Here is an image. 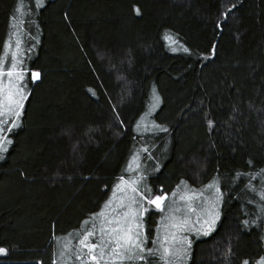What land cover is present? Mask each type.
Here are the masks:
<instances>
[{"label":"trees","instance_id":"obj_1","mask_svg":"<svg viewBox=\"0 0 264 264\" xmlns=\"http://www.w3.org/2000/svg\"><path fill=\"white\" fill-rule=\"evenodd\" d=\"M225 2L0 0V69L28 51L23 108L0 133V264H62L58 240H76L134 162L138 188L167 203L223 193L183 264L264 256V0H233L224 21ZM166 210L146 215L151 247Z\"/></svg>","mask_w":264,"mask_h":264},{"label":"rangeland","instance_id":"obj_2","mask_svg":"<svg viewBox=\"0 0 264 264\" xmlns=\"http://www.w3.org/2000/svg\"><path fill=\"white\" fill-rule=\"evenodd\" d=\"M21 50V47H20ZM15 52L13 59L17 64V70H14L11 75L8 73L7 67L0 72V109L4 110V114L0 116V120H3V128L9 129L14 122V115L7 111L10 104V97L12 100L19 99L23 94L26 97V89L23 87L22 81L18 78L20 73V67H24L27 61L28 51L21 50V52ZM30 52V50H29ZM23 59V60H22ZM10 65V64H9ZM23 75L26 76V71H23ZM28 75V72H27ZM27 78V76H26ZM21 81V83H20ZM25 99L23 100L24 104ZM14 106V105H13ZM23 108V107H22ZM21 108V109H22ZM21 109L19 111H21ZM1 126V125H0ZM128 176L122 177L117 182V186L111 195V198L104 206L100 213L93 215L87 223H84L83 228L77 232V238L70 236V238L59 239V260L62 259V264H134L138 260H128L126 258L118 257L116 253L123 252L125 256L129 255V241L125 238V230H129V234H140L139 241H132L133 244L142 242L145 246V253L147 248L159 250V253H163L166 248H170L175 251L181 245H184L186 237L191 240V245L188 248L186 256L188 259L191 251L194 238L205 235L216 226L217 222V205L220 202L215 199L216 194H190L186 188L175 193L176 197L167 203L169 199L163 193L157 195H163L162 206L156 208L154 205L144 203L138 193H134L133 188L140 186L141 177L137 171L136 162L132 163L128 167ZM145 194L150 198L154 197L150 195L151 189H142ZM148 190V193L146 191ZM155 195V196H157ZM174 197V194H172ZM171 196V197H172ZM133 199L136 203H133ZM168 204V205H167ZM165 219L163 223L159 225L156 241H159V245L156 248L151 247L152 243L147 241L146 230V215L150 209H158L162 212L165 210ZM142 208H147V211H142ZM127 213V215H125ZM214 221L212 227L209 228L204 222ZM103 222V223H102ZM181 224V227H177V224ZM95 224L96 228L92 225ZM138 225V227H137ZM103 227V248L101 249V228ZM115 228V231H113ZM88 230H92L96 233L94 236L88 237L86 243H96L97 248L93 249L91 254L97 257L96 260H92L89 255V249L80 244V240L84 238V233ZM155 228L153 229V236L155 234ZM155 237V236H154ZM117 241L122 247H117ZM67 245V247H65ZM134 251V250H133ZM147 252V251H146ZM103 253V254H102ZM171 258V257H168ZM185 259L182 260L181 264ZM74 262V263H72Z\"/></svg>","mask_w":264,"mask_h":264},{"label":"snow or ice","instance_id":"obj_3","mask_svg":"<svg viewBox=\"0 0 264 264\" xmlns=\"http://www.w3.org/2000/svg\"><path fill=\"white\" fill-rule=\"evenodd\" d=\"M37 5H42L44 3V0H36ZM23 3H21V7H23ZM237 8V2H233V0H226L225 4H224V10L221 12V16L223 18L224 21H226L229 16L231 15L232 11L234 9ZM134 12L139 15L141 13V9L139 6H134ZM13 19H15V17H13ZM223 27V23L218 20L217 22V28L220 29ZM168 39L172 40L173 43H176L177 41L175 40V38L173 37H168ZM173 51H177L179 49L173 48ZM184 52H188L190 53L191 50L189 48H187L186 46L183 48ZM204 56L205 59H208L209 57H215L216 55V45L213 44L209 50V52L207 54H201ZM17 70V65L16 63H13L11 65V68L8 69V73L9 75H11V73ZM20 75H19V79L23 80V71L24 69L21 68L18 70ZM0 72H2V69H0ZM32 79L33 80H38L41 79V73L39 71H32ZM95 94V93H93ZM26 97L22 94L20 96L19 99L16 100H12V98L10 97V104L7 108V111L11 114H13L17 119L20 116V109L23 107V100ZM155 99L157 100V102L159 101V97H155ZM14 105V106H13ZM236 111H239V109H236ZM4 114V110L0 109V116H2ZM208 114L206 113V116ZM233 119H235V117H233ZM4 121L0 120V125H3ZM122 123V121H121ZM207 123L210 126H213L215 124V121L213 119H208ZM137 127H139V125H137ZM157 127H159V125H157ZM7 129L3 128L2 126H0V133L6 131ZM68 134H71L70 131H68ZM11 143V140L8 139V137L6 136H0V159H4V153H6L8 151L7 145ZM249 163H251V161H249ZM259 174H264V169L260 170ZM239 176V174H237ZM248 175H251V173H249ZM122 179V178H121ZM216 181L214 180L211 184L207 185L208 188H216ZM249 185L251 186V182L249 181ZM253 190H255L253 188ZM134 193H138L139 196L141 197L142 201L144 203H147L149 205H154L156 208H160L162 206V201L164 199L163 195H157L154 197H149L148 195L145 194L144 191H141L139 188H133L132 190ZM216 197L215 199L217 201H219L223 195L222 192H220V190L218 188H216ZM261 197H264V191L260 192ZM133 203H136V201L133 199L132 201ZM264 207V206H262ZM142 211L146 212L147 208H142ZM125 215H127V213H125ZM259 219V218H257ZM257 221L253 220L252 223L255 224ZM87 223V222H85ZM103 223V222H102ZM209 228L212 227V224L214 223V221H205L204 222ZM245 225H247L249 222L247 220H245L243 222ZM178 228L181 227V224H177L176 225ZM93 228H95V224L92 225ZM138 227V225H137ZM113 231H115V228H113ZM96 235V233L92 230H88L84 233V238L81 239L79 242L80 244L84 245L85 248L89 249V255L90 258L92 260H96L97 257L95 255H92L91 252L93 249L97 248V244L96 243H92V244H88L86 243L88 237L90 236H94ZM103 227L101 228V249L103 248ZM125 238L129 241V255L125 256L123 252L121 253H116L115 255H117L118 257H122V258H126L128 260H139L141 262L144 261H148V264H151L149 257L143 254V251L145 250V246L142 242H138L133 244L132 241L136 240L139 241L140 239V234L139 233H135V234H129V230H125ZM184 240L186 241V243L184 245H181L180 247H178L175 251H173L170 248H166L164 250L163 253H159V250H154L152 248H147L146 251L148 253L151 254H159L161 259H165L166 260V264H181L183 259H186V253L188 251V248L191 245V240H188L186 237L184 238ZM117 247H122V245L119 244V241H117ZM65 247H67V245H65ZM134 250V251H133ZM9 250L5 247H0V254H6ZM103 254V253H102ZM168 257H171L172 259H168ZM241 264H250V261L248 259H244L241 261ZM255 264H264V256H261L258 260L255 261Z\"/></svg>","mask_w":264,"mask_h":264},{"label":"water","instance_id":"obj_4","mask_svg":"<svg viewBox=\"0 0 264 264\" xmlns=\"http://www.w3.org/2000/svg\"><path fill=\"white\" fill-rule=\"evenodd\" d=\"M166 196V195H165Z\"/></svg>","mask_w":264,"mask_h":264}]
</instances>
